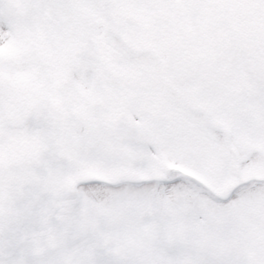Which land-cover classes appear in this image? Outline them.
I'll return each instance as SVG.
<instances>
[{
  "label": "snow or ice",
  "instance_id": "1",
  "mask_svg": "<svg viewBox=\"0 0 264 264\" xmlns=\"http://www.w3.org/2000/svg\"><path fill=\"white\" fill-rule=\"evenodd\" d=\"M0 264H264V0H0Z\"/></svg>",
  "mask_w": 264,
  "mask_h": 264
}]
</instances>
